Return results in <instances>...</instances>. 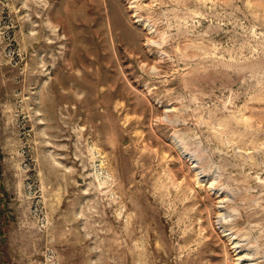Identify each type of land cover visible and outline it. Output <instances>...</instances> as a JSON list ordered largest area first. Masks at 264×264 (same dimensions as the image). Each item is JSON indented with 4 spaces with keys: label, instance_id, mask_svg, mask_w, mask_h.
<instances>
[{
    "label": "rangeland",
    "instance_id": "1",
    "mask_svg": "<svg viewBox=\"0 0 264 264\" xmlns=\"http://www.w3.org/2000/svg\"><path fill=\"white\" fill-rule=\"evenodd\" d=\"M0 264H264V0H0Z\"/></svg>",
    "mask_w": 264,
    "mask_h": 264
}]
</instances>
